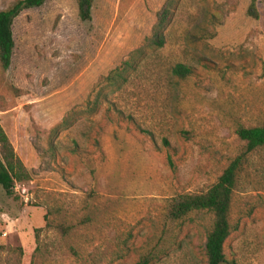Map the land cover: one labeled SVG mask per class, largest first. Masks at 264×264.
I'll use <instances>...</instances> for the list:
<instances>
[{
	"label": "rangeland",
	"instance_id": "rangeland-1",
	"mask_svg": "<svg viewBox=\"0 0 264 264\" xmlns=\"http://www.w3.org/2000/svg\"><path fill=\"white\" fill-rule=\"evenodd\" d=\"M165 1L93 0L83 21L76 0H44L13 19L0 125L29 176L0 189V264H206L212 214L168 208L217 181L243 149L238 124H264V0L257 17L251 0H175L149 49ZM133 57L128 82L107 85ZM176 63L191 73L174 76ZM229 220L226 259L264 264V147Z\"/></svg>",
	"mask_w": 264,
	"mask_h": 264
},
{
	"label": "trees",
	"instance_id": "trees-1",
	"mask_svg": "<svg viewBox=\"0 0 264 264\" xmlns=\"http://www.w3.org/2000/svg\"><path fill=\"white\" fill-rule=\"evenodd\" d=\"M256 1L251 0L247 11L253 17H257ZM43 2L44 0H17L8 9L0 10V66L2 69H7L11 61L14 46L11 30L13 19L22 10L39 7ZM76 2L79 18L83 21L89 20L93 0H76ZM174 6L175 0H166L157 11L151 34L145 39V47L156 49L164 45L165 30L172 17ZM141 51L137 50L139 55ZM135 59L133 57L131 60H125L121 65L112 69L104 78L107 85L120 88L122 84L128 82L130 74L127 71L135 69ZM171 73L178 78H186L191 73V68L183 63H176L171 68ZM235 134L243 142V149L230 160L217 181L204 192L174 197L168 208V216L171 220H179L197 211H207L212 214V223L204 243L206 264H230L223 247L231 231L229 214L233 194L250 156L264 147V124L254 126L238 124ZM164 143L168 144L166 140ZM28 176V172L15 155L0 125V189L10 195L13 192L15 181L23 180ZM136 264H149V261L147 258H142Z\"/></svg>",
	"mask_w": 264,
	"mask_h": 264
}]
</instances>
